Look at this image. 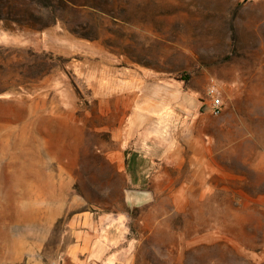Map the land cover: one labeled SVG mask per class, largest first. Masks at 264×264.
I'll use <instances>...</instances> for the list:
<instances>
[{"label": "rangeland", "instance_id": "1", "mask_svg": "<svg viewBox=\"0 0 264 264\" xmlns=\"http://www.w3.org/2000/svg\"><path fill=\"white\" fill-rule=\"evenodd\" d=\"M0 30V264H62L76 214L126 218L136 264H264V0H0ZM112 68L200 91V113L174 121L157 175L132 177L135 201L101 153L53 190L33 111L86 100Z\"/></svg>", "mask_w": 264, "mask_h": 264}, {"label": "crops", "instance_id": "2", "mask_svg": "<svg viewBox=\"0 0 264 264\" xmlns=\"http://www.w3.org/2000/svg\"><path fill=\"white\" fill-rule=\"evenodd\" d=\"M5 36L0 30V39ZM118 72L116 68L92 71L81 91L88 96L86 100L45 104L43 114L40 111L37 116L33 111L34 118L38 117L37 144H44L51 153L50 170L44 175L61 186L53 190H77L73 186L79 184L88 166L85 153H101L111 164L113 175L127 178L123 188L126 202L135 201L134 193L140 188L132 183V177L157 175L165 144L173 137L174 121L182 112L191 116L200 113V91L190 87L151 88L137 70L130 69L122 78ZM69 226L74 241L62 264H136L139 242L131 236L123 216L76 214Z\"/></svg>", "mask_w": 264, "mask_h": 264}, {"label": "built area", "instance_id": "3", "mask_svg": "<svg viewBox=\"0 0 264 264\" xmlns=\"http://www.w3.org/2000/svg\"><path fill=\"white\" fill-rule=\"evenodd\" d=\"M209 95L211 96L209 103H203V110L209 112L214 116H219L224 107L222 99L216 94L215 88L209 89Z\"/></svg>", "mask_w": 264, "mask_h": 264}]
</instances>
